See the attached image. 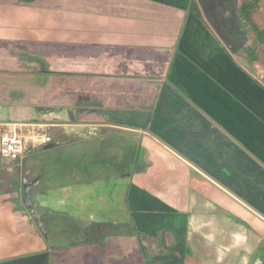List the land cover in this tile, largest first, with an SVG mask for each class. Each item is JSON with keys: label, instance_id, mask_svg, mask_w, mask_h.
Here are the masks:
<instances>
[{"label": "crops", "instance_id": "0c3cea01", "mask_svg": "<svg viewBox=\"0 0 264 264\" xmlns=\"http://www.w3.org/2000/svg\"><path fill=\"white\" fill-rule=\"evenodd\" d=\"M51 1L54 0H0V133L13 125L27 129V126L41 123L46 127V133L55 145L54 148L44 149L30 156L27 153L17 161H3L0 155V190L7 188L6 185L10 180H17L20 183L19 187L22 186L20 189L22 194L24 191L22 183H24L25 200L30 206L35 207L33 215L35 222L40 226L39 231L47 234L44 241L41 240L38 236V227H29L24 215L11 214L3 218L4 224L0 223V226L7 229L5 231L7 239L11 238V234H25L21 238L12 239L11 245L30 244V252H40L26 259L24 257L1 259L0 264L99 262V253L115 251L118 246L111 242L110 236L101 244H94L91 240H86L88 238L74 239L73 233L78 230V226L70 232L75 222V218L73 219L75 213L72 214L71 209L85 207L93 217L91 228H97L99 223L96 221L105 222L103 217L99 216L101 210L117 211L124 197L131 203L135 201L138 205L134 218L137 227L141 231H146L150 237L149 249L154 251L167 239L172 242L174 238L178 242L174 246L173 243H166L172 248L167 252L169 255L165 252L167 250H163L166 254L164 258H158L156 255L163 253L162 250L153 253L156 255L153 258L163 263L264 264V119L259 116V112L264 113V87L261 85L263 87L261 88L253 73L249 70L248 76L239 75L237 74L239 70L226 66V71H230V74L224 75L234 90L229 87L225 91L221 88L222 85L217 86V83H212L210 80L204 81L202 88L199 86L202 80L199 77L203 78V76L194 68L191 70L188 68L187 63H192H190L191 57L182 50L176 55L170 78L162 84L159 82V77L163 70L167 72L172 57V44L171 42L163 44L160 41L161 38L163 39L161 33L158 34L160 39L155 38L159 25L153 27L151 24L145 28L148 22H157V20H150L144 16L136 19L138 24L132 31L138 35L137 44L131 43L133 48L127 51L124 50V46H118L124 49L117 47L119 50L117 54H112L113 57L104 60V54L107 53L95 51V48H98L96 46L98 42L94 40L97 36L89 39L88 33L94 32L93 26L96 24H91L89 29L87 28L88 36L86 34L83 40L73 34L72 38L66 41L61 36L65 35L67 28L73 33L76 23L73 28L72 24L67 27L65 7L59 9L60 6L57 7ZM106 5L107 8L112 7L113 1L110 0ZM140 6L144 10L147 8L144 2ZM154 7L162 9L161 3L154 4ZM164 10L174 12L167 14L169 17L166 19L172 17V21L182 20L183 12L178 13L166 6ZM111 17L106 18L107 22ZM155 24L165 25L163 22ZM128 32L127 36H129ZM149 33H153L152 39H149L151 37ZM167 33L168 29L165 34ZM104 36L106 39L100 43L114 47V33ZM155 40L167 51L156 59L162 62L163 66L159 72L156 71V60L147 59L148 52L141 50L155 43L152 42ZM220 43L223 45L221 41ZM243 46V44L232 46V50H241ZM87 53H90L89 57H85ZM126 53H132L134 58L124 56ZM103 62H106V66ZM103 73L104 75L100 76ZM108 73H111V76L105 77ZM237 90L242 94L252 93L257 96V105L252 107L244 104L239 99ZM83 95L89 96L90 103L97 102L99 97H103L104 99L101 100L111 104V109L119 106L117 110L123 108L121 105H128L127 103L132 101L141 104L150 103L154 117L148 122L152 129L158 131V135L167 139L170 129L175 138L169 135L170 138L167 139L170 140L169 142L177 144L179 138L176 140V137L187 134L195 135L198 142H193H201L202 145L197 144L199 146H195L192 150L187 145L185 148L187 150L176 151L171 146L165 145L164 140L154 137H149L151 140L148 142L151 144H146V136H143L146 133L142 130H139L137 136L128 133L100 132L99 127L107 125L96 123L93 119L83 122L78 117V108L84 105L81 102L84 99ZM259 106L261 109H257ZM87 108L89 107H85L86 110H90ZM89 113L97 116L96 112ZM113 114L118 115L119 112ZM164 128H168V131L162 135L160 133L164 132ZM139 136L143 137L142 143H145L144 149H147L145 154L152 165L147 172L138 173V177H134L133 182L130 181V184L127 182L126 187L120 181H112V184L119 182L122 187L109 190L101 186L99 192L91 185L84 186L86 189L84 198L80 196L81 185L75 186L78 189L76 192L70 190V185L66 188L65 183L71 181L72 175L84 178L83 171L79 170L82 163H85L84 170L89 176L94 174L93 166L96 172L98 170L96 166L108 169L124 164L134 152L130 144L135 148L136 143L141 141ZM152 143L156 145L153 146ZM224 143L226 148L222 147ZM208 146L210 151L224 150L226 154L225 156L216 154L217 162L213 163L214 165L208 161V164L213 166L204 163L203 158ZM212 157H209V160H214ZM200 160H203L202 166H198ZM183 165L190 169L191 174L200 175L202 178L198 179L203 180L201 181L203 185L206 184L214 189L219 194L220 200L217 198L212 200L204 196L203 192L195 187L190 190L194 199L197 197L194 207L191 206L187 213L174 212L177 217V221L174 222L169 215L172 212L167 213L163 210L162 214L161 212L157 214L155 207L152 208L155 210L153 213L150 207L152 205L147 201L146 190L149 189L148 181L158 177L162 190L169 191L172 199L175 190L182 186L180 177L185 176L181 171ZM244 165L247 171L245 174L240 168ZM210 174L213 177H210ZM104 176L105 173L102 171L100 178ZM77 181L79 182V179ZM109 183L111 182L107 181V185ZM54 187H59L58 193ZM186 189L184 187V190ZM50 190L48 195L46 192ZM126 193L127 195L124 196ZM197 193L201 196H197ZM21 194L20 199L23 196ZM160 195L158 190V194L154 197L157 206L171 208L166 205L169 203L173 206L168 196L162 198ZM76 201H80V205H74ZM54 204L56 211L68 208L66 211L61 210L68 216H60L61 218L56 220L42 218L47 210L46 207H54ZM240 209L244 210L243 215ZM156 215L161 218L168 216L169 221L165 217L166 219H160L161 222L153 226L151 218ZM111 219L114 220V217ZM49 221L61 223V230L70 232L71 241L78 242H72L71 247L65 249H61L62 247L55 243L52 247L47 245L46 240L59 238V235L53 236L54 233L48 229ZM163 223L165 224L161 226ZM182 242H187L192 251L181 250L178 257H174L175 249L180 248Z\"/></svg>", "mask_w": 264, "mask_h": 264}, {"label": "rangeland", "instance_id": "374dc122", "mask_svg": "<svg viewBox=\"0 0 264 264\" xmlns=\"http://www.w3.org/2000/svg\"><path fill=\"white\" fill-rule=\"evenodd\" d=\"M8 1V0H7ZM10 1V0H9ZM23 1H31V0H23ZM89 2V0H54L51 1V3H54L57 7L60 6L59 9H69L71 10V13H67V21L71 22H78L76 23L75 30L72 31L73 33H70L68 31V28L65 31V35H62L66 41H69V39L72 38L73 34L74 36L81 37L80 39L86 38L87 34V28L89 29L90 25H85L84 19L86 18L85 15H79L80 10H84V8L88 7V9H94L91 4H85V2ZM107 0H93V6L96 4V8H98V13L93 17L95 20L92 23H95L94 25V32L88 33L89 39H94L93 37H96L97 40L95 42H98L96 46L98 48H95V51L100 52V53H107L104 54V60H109V58L113 57L112 54H117L119 50H117L118 46H124L123 47H118L124 50H129L131 47V43L137 44V33H133L132 30H134L135 26L138 24L137 20L138 18L141 17H147L150 20H157L158 23L163 22L165 23L162 24H155L157 22H148L146 27L148 25H151L155 27L154 25L158 26L160 28L157 29L156 37L157 39H160V36H163V39L161 38L160 41L163 42V44L171 42V50H172V57L170 58V63H168L167 67V72H162V74L159 77V82L164 83L166 82L170 77V74L172 73V68L175 65L174 60L176 59V55H179L181 51L183 50L188 56L191 57V61L188 64V68L193 69L195 71H199V75L203 76L199 77L202 79L200 81V85L202 88H204V81L210 80L212 83H217V86H221L222 89L225 91L226 88H229L232 86L227 82L225 75L224 74H230V71H226V66H228L230 69L233 70H239L237 74H242L243 76H248L247 74L250 72L253 73L254 77L256 78L255 80L259 81V83L264 87V69L260 68L259 66L251 65L248 61V58L246 55H244V46L245 43L247 42V35H246V30L245 27L243 26V23L239 17V15L236 12V4L237 0H196L198 7L200 9L202 19L200 18H194L190 14L189 11V1L188 0H111L113 1V5L110 8H107L106 3ZM108 0L107 2H109ZM146 5V10H144L143 7H141V4ZM141 3V4H139ZM161 3L162 9H158L157 7H154V4L159 5ZM85 6H84V5ZM165 6L167 8H172L175 11H178V13H182L181 21H172V17L167 16V14H173L174 12H166ZM151 7V8H150ZM55 8V7H54ZM160 8V7H159ZM101 12H100V11ZM68 12V11H66ZM57 13V12H56ZM61 13V12H58ZM177 13V14H178ZM52 15V13H51ZM113 16V18L111 17ZM111 17L110 21L107 22L106 18ZM92 19V17H90ZM115 18V19H114ZM15 19V18H13ZM16 20V19H15ZM159 20V21H158ZM82 21V25H79ZM84 21V22H83ZM120 21V22H119ZM172 21V22H171ZM175 22V23H173ZM89 23V22H88ZM116 25H114V24ZM126 26H122V25ZM166 24H169L166 25ZM75 26V25H74ZM74 26H71L72 28ZM68 27V26H67ZM92 28V27H91ZM113 29V31H111ZM166 29H168V33H166ZM127 31H129V36H127ZM109 36L111 33H114V47H107V44H101V41H104L103 39H106L104 34H108ZM140 33V32H138ZM161 33L159 36L158 34ZM87 34V36H88ZM151 37L149 39H152V34L149 33ZM66 38H65V37ZM85 36V37H84ZM141 36V35H140ZM143 38V36H141ZM63 39V40H64ZM79 39V38H78ZM156 39V40H157ZM219 41H218V40ZM62 40V41H63ZM152 41L155 43H151L148 46L144 47L141 49L142 51L148 52L147 54V59L151 60H156L157 57L160 54H163L164 52H167L166 49H164V46H160L158 41ZM164 40V41H163ZM220 41L223 43V45L220 43ZM129 42V44H128ZM64 43V41H63ZM227 43V44H226ZM65 44V43H64ZM157 44V46H155ZM243 44L244 46L240 49L232 50V46L237 47V45ZM159 45V46H158ZM225 45V46H224ZM64 47V45H62ZM227 46V47H226ZM137 49V47H135ZM120 49V50H121ZM139 51V50H138ZM230 53L232 56H230ZM90 53H87L85 57H89ZM102 54V55H103ZM82 55V54H81ZM124 56H130L134 58V55L132 53H126ZM72 60H74L72 58ZM162 61V60H161ZM159 60H156L155 62V67L157 68L156 71H160V69L163 67L162 62L159 64ZM104 66H106V62ZM113 67V66H112ZM111 67V68H112ZM106 68V67H104ZM146 68V66H145ZM147 69V68H146ZM199 69V70H198ZM241 69V70H240ZM105 73L104 70H101ZM134 72V71H132ZM100 73V72H97ZM103 74H100V76H103ZM115 73V72H112ZM110 77L111 73L108 75L106 74L105 77ZM197 81V80H195ZM206 84V83H205ZM207 85V84H206ZM192 89V88H190ZM233 89V88H232ZM234 90V89H233ZM157 95V94H156ZM237 95L239 99L246 105H251L252 107L257 105L258 98L252 93H249L248 95L245 93H240V91L237 90ZM83 102L79 106L78 110V117L81 121H91L92 119L94 122L102 124V125H107V126H100L99 130L100 132H109L112 134H117V133H128L132 136H137L139 130H142L146 133V135H143L144 137L146 136V144L151 142H148L149 137H154L158 140H164L166 143L165 145H169L174 148L176 151H180V149H185L188 145L190 149L192 150L195 146H199L197 144L199 143H194L198 142V138H195V135H184V136H178L176 137V140L179 138L178 145L175 144V142H169L170 140H167L170 138L172 135V138L174 139L175 137L173 136L174 133L173 131L170 132L169 129V135H167V139H164L162 136L158 135V131L156 129H152V127L149 126V122L151 121L154 117V111L151 109V104H141L139 102L132 101L127 103L128 105H121L123 108L121 110H117L116 108H120L119 106H116L111 109L112 105L107 104L106 102H103L101 97L97 100V102H92L90 103V98L89 96L83 95ZM158 98V95H157ZM104 99V98H103ZM131 103V104H130ZM85 107H89L86 110ZM264 107V106H263ZM106 108V109H105ZM109 108V109H107ZM85 109V110H84ZM257 109H261V106H259ZM89 112H96L97 116H94L92 113ZM119 112L118 115H114L113 113ZM264 112V111H263ZM264 114V113H263ZM262 112H259V116L264 119V115ZM92 120V121H93ZM115 123V124H114ZM39 128H42L37 135H40L43 133L45 136H49L46 133V127L43 126V124H38ZM30 128V127H29ZM164 132H161L160 134H164L168 131V128L163 129ZM165 136V135H164ZM140 137V136H139ZM171 138V140H172ZM141 141L136 143V147H132L130 144V147L134 149V152L131 154V158L126 160L124 164L120 165L118 164L116 168H108L104 169L102 167H97L98 170H94V166L92 167V172L94 173L93 175L89 176L85 172V163H82L80 165L81 168L79 170L83 171V179L81 176H74L72 175L71 181H67L65 183L66 188L69 186L71 191H77L76 185H81V192L80 196L84 198V193L86 192V189L84 186L88 187V185H91L93 188H96L98 192L104 188H108L109 190L115 189L122 187V185L115 183L112 184V181H120L125 184V187L127 184H130V181L133 182L135 178L138 177V173H145L147 172V169L152 165V162L147 159V155L145 152H147V149H144V144L142 143L143 137H140ZM137 137H135V141H137ZM190 140V141H189ZM175 141V140H174ZM194 141V142H193ZM38 145V144H36ZM153 146L156 144L152 143ZM210 146V145H209ZM208 146L207 152H205L204 156V163L205 165L208 166H213V163H216V154L225 156V151H219L216 150L210 151V147ZM184 147V148H183ZM223 148H226L225 143L222 144ZM153 148V147H151ZM178 150H177V149ZM136 149V153H135ZM187 150V149H185ZM222 150V149H221ZM182 151V150H181ZM183 152V151H182ZM37 153V151H36ZM34 153H28L27 155H33L36 154ZM214 155V157H212ZM209 157L214 158V160H209ZM6 158H3V161ZM254 159V158H253ZM256 159V158H255ZM254 159V160H255ZM101 160H104L101 158ZM188 162L190 163L189 158L187 159ZM208 161L213 164L209 165ZM203 160H200V163L198 166H202L204 163H202ZM256 162L257 159H256ZM195 163V162H194ZM247 166V164H246ZM246 166H241V172L242 173H247L246 171ZM215 167V166H214ZM255 169V168H254ZM107 170V171H106ZM104 171L105 176L100 178L101 172ZM182 172L185 173V176L180 177V181L182 186L180 189L175 190V196H172V199L170 197V192L169 191H164L161 188V182L160 178H156L153 181H148V188L146 190V197L149 205L151 207V210L153 213H155V207H156V213L162 214L163 210L167 211V213H171L169 215L172 216L174 219V222L177 221V217L175 216L174 212H177L179 214H182L181 211L187 213L191 208V206L194 207L195 203V198L191 195L192 189H195V187H198L199 191L203 192L204 196L211 198L212 200H220L219 194L216 193V191L212 188H209L206 184L203 185V183L198 178H202L200 175L197 174H191L189 171L190 169H187L185 165H183ZM150 174V173H149ZM109 177H108V176ZM249 175V174H248ZM135 177V178H134ZM147 178L149 176H146ZM210 177H213L212 174H210ZM79 179V182L77 181ZM100 179V182H99ZM11 181V180H10ZM8 182L6 185L7 188H4L3 190H0V223H2V219L6 218L8 215L11 214H17V215H24L27 220V224L29 227L35 226V228L38 227V230L40 229L39 224L37 225L38 222H35L34 219V212H35V207L30 206L29 202L25 200V194H26V186L24 183L23 188L24 191L21 194L19 187V182L16 181H11ZM107 181L111 182L109 185H107ZM10 183H13L10 184ZM191 183V184H190ZM197 183H199L197 185ZM118 187H117V186ZM13 186V187H12ZM56 186V185H55ZM102 186V187H101ZM187 186V187H186ZM60 187V186H59ZM59 187H54L57 190L58 193V188ZM184 187L187 188L184 190ZM51 188V187H50ZM160 197L163 198L168 196L170 199L171 204H166L167 206H170L171 208L165 209L157 206V202L155 201L154 197L155 195L158 194V190ZM23 190V189H22ZM157 190V191H156ZM2 191V192H1ZM51 190L46 192L48 195L50 194ZM53 193V192H52ZM78 193V192H77ZM20 194L22 196V199H20ZM124 194V196H126ZM201 196V194L197 193V196ZM71 202V201H69ZM80 201H76V203H73L74 205H80ZM120 204V203H119ZM51 205V203H50ZM199 203L197 204V206ZM136 206L137 203L135 201L129 202L127 198H123V201L120 204V207H117V211H112L108 209H102L101 210V217L105 221L104 223H100L99 221H96L99 223V226L97 228H91L92 221L91 219L93 218L90 213L86 210L85 207H77V208H72L71 213H75L73 219L75 218V222L72 224L73 229L70 232L74 231V228L78 226V230L73 233L74 239H85L86 240H91L92 243L96 244H101L105 243L108 239V237H111V242L116 244L118 247L116 248L115 251H110V252H101L99 253L98 259L99 262H96L94 264H145V261H148L152 257H155L158 255V258H164L166 253L171 250V246L166 245V243L172 244L173 246L175 243H178L176 239L173 238L172 242L171 240L167 239L164 244H160L161 247L157 246L154 251L152 249H146L145 246L148 245V241L146 239H142L141 241L139 238H143L145 236L146 231H141L136 224V218L135 213L136 212ZM122 207V208H121ZM47 210L44 212L41 217L42 218H49L50 220H56L57 218H61L60 216H68L66 214V211L68 208H61V210L56 211V206L54 204V207H46ZM153 208V209H152ZM196 208V205H195ZM255 211H258L256 208H253ZM205 210V209H204ZM100 211V210H99ZM241 214H244V210H241ZM86 212V214H85ZM39 213V212H38ZM185 215V214H184ZM114 217V220L111 219ZM169 221L168 216H164V218L159 217V215H156L155 217L151 218L152 225L155 226L159 224L161 221L160 219H166ZM12 218V217H11ZM36 218H38L36 216ZM110 218V219H109ZM61 220V219H60ZM43 221V220H42ZM95 223V222H93ZM165 223H163L161 226H163ZM167 225H170L167 223ZM62 224L61 223H53V221L48 222V229L53 232V236L59 235L58 240H46L47 245H50L51 247L55 244H59V247H62L61 249H65L66 247H71L72 242H78V241H71V238L69 236L70 232L63 231L61 230ZM7 229H3L0 226V260L5 259V260H10L14 258H19L22 259V257L30 258L37 252H30L29 245H23V244H18V245H11L12 239H17L21 238V236L24 235H18V234H11V238H6L7 233H5ZM65 233H68L65 235ZM41 235H44V237H47V234H43L42 231L40 232ZM174 236V234L172 233ZM133 236V237H132ZM149 236V235H148ZM171 242V243H170ZM69 245V246H68ZM144 245V246H143ZM143 247V249H142ZM167 247V248H165ZM160 250H164L163 253L161 254H156L154 255L153 253H157ZM175 255L174 257H178L179 252L183 250L184 252L186 251H192L190 247L188 246L187 242H182L180 248L175 249ZM43 251V250H41ZM46 251V250H45ZM212 252V251H209ZM168 254V253H167ZM169 255V254H168ZM17 259V260H19ZM38 262V261H37ZM40 262V260H39ZM167 264V263H163ZM252 264V263H251Z\"/></svg>", "mask_w": 264, "mask_h": 264}, {"label": "trees", "instance_id": "16d2710c", "mask_svg": "<svg viewBox=\"0 0 264 264\" xmlns=\"http://www.w3.org/2000/svg\"><path fill=\"white\" fill-rule=\"evenodd\" d=\"M92 1L93 0H89V2L86 1L85 4H91L94 9H91V8L88 9V7H86L84 8V10L77 11L79 12V15L83 14L86 16L84 21L87 23H85V25L95 24V23H92L95 21L93 17L99 14L98 8H96L97 7L96 4L95 6H93ZM188 1H189V11L192 17L194 16V18L198 17L202 19V15H201V12H200V9L198 7L196 0H188ZM65 10L72 14L71 10L69 9H65ZM236 12L240 17L243 23V26L245 27L246 35H247V42L243 50L244 55L247 56L248 61L251 65L259 66L260 68L264 69V0H237ZM67 13L65 16L66 18H67ZM90 17H92V19ZM67 19L65 22L67 26L69 24H72V26H74L75 23H78V22L74 23L71 21H67ZM79 23H80L79 25H82V21ZM259 85L261 86V84ZM261 88L263 87L261 86ZM54 147L55 145L52 143L51 139L49 138V140L46 143H40L38 145L28 144L26 148V154L31 153V152L36 153V151L38 152L44 149L54 148ZM3 158H6V157H3ZM17 159L18 158H15V159L6 158L5 160H8V161L16 160L17 161ZM38 236L41 238V240L44 241L45 238L43 235L40 234V231L38 233ZM142 239H146V241H148L149 244L146 245L145 248L149 249L150 243H151L150 237L147 234H145L143 238H139L140 241ZM146 264H163V262L158 260L157 258L152 257L151 259L146 261Z\"/></svg>", "mask_w": 264, "mask_h": 264}, {"label": "built area", "instance_id": "2783aa9c", "mask_svg": "<svg viewBox=\"0 0 264 264\" xmlns=\"http://www.w3.org/2000/svg\"><path fill=\"white\" fill-rule=\"evenodd\" d=\"M30 127V128H29ZM41 132L42 128L38 125L27 126V129L10 126L7 130L0 133V154L9 159L21 158L26 154L28 144L36 145L46 143L49 140L48 136L43 133L37 135L36 132Z\"/></svg>", "mask_w": 264, "mask_h": 264}]
</instances>
